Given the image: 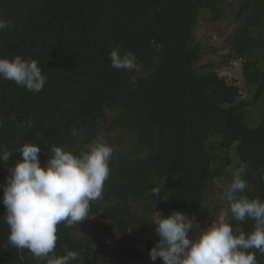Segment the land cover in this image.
I'll use <instances>...</instances> for the list:
<instances>
[{
	"label": "trees",
	"instance_id": "trees-1",
	"mask_svg": "<svg viewBox=\"0 0 264 264\" xmlns=\"http://www.w3.org/2000/svg\"><path fill=\"white\" fill-rule=\"evenodd\" d=\"M225 1L0 0V21L10 23L0 29V59H35L46 77L36 93L0 76V156L13 153L7 164L0 159V264H46L8 243L4 188L24 143L37 144L43 167L53 145L79 155L100 131L125 133L129 148H112L103 198L90 202L89 218L58 225L55 255L81 254L70 264H95L92 254L117 264L141 262L130 234L137 205L166 214L187 210L200 229L209 227L205 190L224 177L232 156L237 169L247 165L242 195L264 203V116L254 127L245 122L264 94V57H255L264 55V0H239L240 25L231 40L251 99H241L238 87L216 72L195 67L198 15L206 10L218 20ZM117 46L135 54L136 70L111 67ZM164 176L160 194L152 195ZM228 210L234 230H254L253 219L238 222ZM141 224L153 228L148 219ZM249 251L264 264V254Z\"/></svg>",
	"mask_w": 264,
	"mask_h": 264
},
{
	"label": "clouds",
	"instance_id": "clouds-1",
	"mask_svg": "<svg viewBox=\"0 0 264 264\" xmlns=\"http://www.w3.org/2000/svg\"><path fill=\"white\" fill-rule=\"evenodd\" d=\"M9 26L10 23L0 21V29ZM110 59L111 67L117 70L137 69V58L130 50L122 51L117 46L110 52ZM0 76L36 93L46 81L35 59L24 60L19 55L11 61L0 59ZM26 126L33 127L34 121L29 120ZM85 148L88 150L74 155L53 145L52 155L43 167L37 144L24 143L18 149L23 159L9 167L3 199L5 222L10 229L8 243L12 247L28 249L46 264H70L81 257L80 253L68 249L63 256L55 255L58 225L71 228L89 218L90 202L103 198L113 155V149L105 143H92ZM12 155L5 151L0 159L7 164ZM246 171L247 165L241 163L221 199L227 201L236 221H244L246 217L255 221L251 233L245 234L242 228L234 230L223 216L207 228L194 230L193 218L185 213L173 211L164 217L154 211L150 223L156 225L159 241L149 252L151 260L161 258L164 264H257L255 254L249 250L257 249L264 254V203L259 198L242 195L247 182L241 175ZM165 181L166 176L159 186L152 188V195L160 194ZM163 199L167 201L168 197ZM190 230L194 232L193 238H189Z\"/></svg>",
	"mask_w": 264,
	"mask_h": 264
},
{
	"label": "rangeland",
	"instance_id": "rangeland-1",
	"mask_svg": "<svg viewBox=\"0 0 264 264\" xmlns=\"http://www.w3.org/2000/svg\"><path fill=\"white\" fill-rule=\"evenodd\" d=\"M238 7L239 0H226L223 6V12L218 20H214L206 10H202L199 13L193 38L194 43L200 46L201 55L195 67L200 73H205L207 71L216 72L218 76L223 78L228 84L238 87L241 99L249 100L252 98L253 89L243 81L241 75V64L243 59L236 58L231 48V40L234 36V32L240 25V19L237 17ZM255 53V57L259 59L264 57V55H260L258 51ZM260 68L264 70V61L260 62ZM112 116L108 117L111 118ZM263 116L264 94L253 107L248 109L245 122L248 126L251 125L250 127H254ZM81 133L83 132L80 131L79 134ZM81 138H83V135ZM92 143L109 144L111 148L118 151L129 148L125 133L123 134V132L118 131H113L112 135L100 131V133L95 136ZM235 162L236 159L232 156L231 164L227 167L224 177L218 181L212 182L205 190V204L208 207L209 221L211 223L222 216L225 221L229 217L227 201L222 200L221 197L230 185L233 173L237 170L234 166ZM154 211L158 210L152 209L148 211L141 205H137L132 209V213H135L136 220L131 228L130 234L138 250L144 257L141 262L135 264H164L161 258L152 261L149 256L151 248L154 247L156 242H158L157 240H159L158 235L155 233L156 225L150 223L153 219ZM182 213L193 218L187 210L182 211ZM162 215L168 217L170 214L162 213ZM146 219L149 220L150 224H153V228L150 229L149 225L144 226L141 224V222ZM193 228L194 230L200 229L194 218ZM188 235L189 238H193L194 232L190 230ZM76 237L83 238L80 233H77ZM147 244L151 245L150 249L147 247ZM92 256L94 257L95 264H117L114 260L98 254H92Z\"/></svg>",
	"mask_w": 264,
	"mask_h": 264
}]
</instances>
